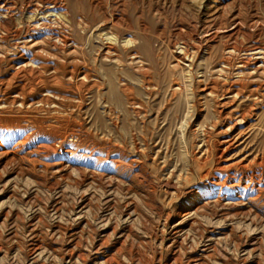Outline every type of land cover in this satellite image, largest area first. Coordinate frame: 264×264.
<instances>
[{"label": "rangeland", "instance_id": "374dc122", "mask_svg": "<svg viewBox=\"0 0 264 264\" xmlns=\"http://www.w3.org/2000/svg\"><path fill=\"white\" fill-rule=\"evenodd\" d=\"M236 23L264 44V0H0V264H264V52L221 69Z\"/></svg>", "mask_w": 264, "mask_h": 264}, {"label": "bare ground", "instance_id": "6f19581e", "mask_svg": "<svg viewBox=\"0 0 264 264\" xmlns=\"http://www.w3.org/2000/svg\"><path fill=\"white\" fill-rule=\"evenodd\" d=\"M6 3V2H5ZM47 4H49V3H47ZM4 8V7H3ZM215 9H214V12H215V14L217 13V11H220V10H222V9H220V10H217V7H214ZM222 8V7H221ZM3 10V9H2ZM7 12V11H6ZM209 12V11H208ZM206 15V14H205ZM216 18H218V17H222V14L221 13H219L218 15L216 14V16H215ZM214 18V17H213ZM231 20V19H230ZM238 20V19H237ZM218 22V21H217ZM233 22V21H232ZM232 22H230V23H232ZM236 22V21H235ZM239 23H241V22H239ZM221 22H219V25L217 26V27H221ZM222 27H225V25H223ZM244 27V26H243ZM16 30V29H15ZM224 31H226L225 32V37H226V40H224V42H222V44L217 48V49H219V50H221V52L225 55V57L223 58V59H221L220 60V62H219V64H220V66H221V69H223L224 67H230L231 65H232V60H231V58H230V56L231 55H233V54H236V53H240V52H243V53H245V54H257V53H263L264 52V44H261L258 40H252V41H250V42H248V43H246V44H244L242 41H241V39H239V35L241 36V37H244L245 36V34L244 33H242L241 31H240V26H239V24L238 23H236V24H234V26L233 27H231V28H229V30H224ZM210 32L208 31V34H209ZM207 34V33H206ZM205 34V35H206ZM214 35H215V33H214ZM210 36V35H209ZM213 36V35H212ZM28 37V36H27ZM56 37H57V35H56ZM216 37V36H215ZM254 37V36H253ZM32 38V37H31ZM20 39V38H19ZM28 39V38H27ZM259 39V38H258ZM19 41V40H18ZM17 41V42H18ZM27 41V40H26ZM208 41V40H207ZM19 43V42H18ZM17 43V44H18ZM22 43V42H21ZM28 43V42H27ZM106 44V43H105ZM207 44V43H206ZM18 46V45H17ZM210 46V45H209ZM35 47V46H34ZM207 47V46H206ZM23 48V47H22ZM25 48H26V46H25ZM24 48V49H25ZM103 49V48H102ZM109 49H111V48H109ZM180 49L182 50V54H184V52L186 51V47L183 45V46H181L180 47ZM20 50V49H19ZM106 50H108V49H105V52H106ZM112 51H114L113 49H111ZM24 51H26V50H24ZM23 51V52H24ZM115 52V51H114ZM21 53V52H20ZM32 53V52H31ZM134 53V52H133ZM132 54V53H131ZM138 54V53H137ZM178 54V53H177ZM32 55H33V53H32ZM134 55H135V53H134ZM186 55V54H185ZM258 55V54H257ZM261 55H264V54H261ZM19 56V55H18ZM254 56V55H253ZM259 56V55H258ZM20 57V56H19ZM22 57H23V55H22ZM25 57V56H24ZM133 57V56H132ZM136 57V56H135ZM177 57V56H176ZM14 58V57H13ZM30 58V57H29ZM33 58H34V55H33ZM138 58V57H137ZM141 58V57H140ZM25 59V58H24ZM26 59H28L27 57H26ZM186 59V58H185ZM188 59H191V57L189 56L188 57ZM262 59V58H261ZM178 60H180V57H178ZM29 61H31L30 59H29ZM45 61V60H44ZM186 61V60H185ZM10 62V61H9ZM14 62V61H13ZM35 62H36V60H35ZM54 62V61H53ZM140 62V61H139ZM187 62V61H186ZM11 63V62H10ZM34 63V62H33ZM52 63V62H51ZM57 63V62H56ZM141 63V62H140ZM245 63V62H244ZM262 64V63H261ZM14 65V64H13ZM16 65V64H15ZM38 65V64H37ZM48 65V64H47ZM53 65V64H52ZM235 65V64H234ZM256 65V64H255ZM259 65V64H258ZM43 66H46V65H43ZM60 66V65H59ZM58 66V67H59ZM223 66V67H222ZM260 66V65H259ZM50 67H51V65H50ZM185 67V66H184ZM187 67L189 68L190 67V63H187ZM247 67H249V66H247ZM11 68V67H10ZM40 68V67H39ZM42 68V67H41ZM51 68H53V66L51 67ZM61 68V67H60ZM78 68V67H77ZM252 68V67H251ZM263 68V67H262ZM54 69V68H53ZM65 69V68H64ZM74 70H76L75 68H73ZM231 69V68H230ZM85 70V69H84ZM236 70V69H235ZM54 71H56V69L54 70ZM79 71V70H78ZM81 71V70H80ZM185 72H187V71H185ZM188 72H189V70H188ZM239 72H240V70H239ZM77 73V72H76ZM83 73V72H82ZM249 73H250V71H249ZM235 74V73H234ZM239 74V73H238ZM242 74V73H241ZM27 75V74H26ZM239 78V77H238ZM254 78V77H253ZM34 80H35V78H34ZM21 81H22V79H21ZM145 82V81H144ZM190 83V82H189ZM188 84V83H187ZM208 84H210V83H208ZM230 84V83H229ZM47 86H49L48 84H46ZM228 85V84H227ZM189 86V85H188ZM207 86V85H206ZM231 86L232 85H230L229 86V88H227L228 89V91L229 92H232V91H235V94H240V92H241V89H230L231 88ZM245 86V85H244ZM44 87H46V86H44ZM190 87H191V85H190ZM241 87H243V85L241 86ZM251 87V86H250ZM187 88V87H186ZM19 89V88H18ZM192 89V88H191ZM226 89V88H225ZM43 90H44V88H43ZM43 90H40V91H43ZM188 90V89H187ZM205 90H208V92H210V93H213L214 92V90H213V87L211 86V87H208L207 89H205ZM223 90H224V88H223ZM248 90H250V89H248ZM248 90H246L247 92H248ZM256 90V89H255ZM50 91H53L54 92V90H50ZM225 91V90H224ZM245 91V92H246ZM11 92V91H10ZM36 92V91H35ZM48 92V91H47ZM202 92V91H201ZM226 92V91H225ZM188 93H189V91H188ZM207 93V92H206ZM258 93V92H257ZM190 94V93H189ZM227 94V93H226ZM243 94V93H242ZM256 94V93H255ZM3 95H5V94H3ZM2 95V96H3ZM40 94H38V96H39ZM222 96H224L223 94H222ZM239 96V95H238ZM247 96V95H246ZM6 97H7V95H6ZM31 97H33V96H31ZM35 97H36V95H35ZM7 98H9V97H7ZM54 98V97H53ZM219 98V97H218ZM18 99V98H17ZM54 100H56L55 98H54ZM53 100V101H54ZM189 100V99H188ZM219 100V99H218ZM224 100V99H223ZM231 100V99H230ZM57 101V100H56ZM222 101V100H221ZM217 101V104H218V106H219V108L216 110V115H232L233 116V114L235 113L234 112V110H225V107H227V102L226 101ZM235 101V100H234ZM1 102V101H0ZM4 102H5V100H4ZM15 103V102H14ZM35 103V102H34ZM233 103V102H232ZM25 104V103H24ZM46 104V103H45ZM55 104V103H54ZM231 104V103H230ZM233 105V104H232ZM227 109V108H226ZM238 111V110H237ZM238 115H243L242 113L241 114H238ZM245 115V114H244ZM54 118V117H53ZM224 119V118H223ZM243 119V117L242 116H240L238 119H237V122L238 121H241ZM59 120V119H58ZM57 120V121H58ZM225 120V119H224ZM36 121V120H35ZM66 122H67V120H65ZM40 122V121H39ZM50 122V121H49ZM48 122V123H49ZM59 122H61V121H59ZM214 122V121H213ZM35 123V122H34ZM47 123V124H48ZM57 123V122H56ZM63 123V122H62ZM222 124H223V122H221ZM44 124V123H43ZM67 124V123H66ZM65 124V125H66ZM31 125V124H30ZM53 125V123L51 124V126ZM55 125V124H54ZM236 125V119L234 120V122L233 123H230V124H227V126L225 127V129H224V131L223 132H225L226 130H232L233 128H234V126ZM47 126V125H46ZM45 126V127H46ZM50 126V125H49ZM61 126H64V125H61ZM71 126V125H70ZM213 126H217V123L216 124H213ZM16 127V126H15ZM23 127V126H22ZM25 127V126H24ZM58 127V126H57ZM195 127V126H194ZM17 128V127H16ZM26 128H27V126H26ZM36 128V127H35ZM52 128V127H51ZM55 128V127H54ZM53 128V129H54ZM71 128H72V126H71ZM78 128V127H77ZM218 128V127H217ZM221 128V127H220ZM63 129H65V128H63ZM62 129V130H63ZM32 130H33V128H32ZM51 130V129H50ZM57 130H58V128H57ZM77 130H79V129H77ZM216 130V129H215ZM41 131V130H40ZM45 131V130H44ZM47 131V130H46ZM52 131V130H51ZM50 131V132H51ZM55 130H53V132H54ZM61 131V130H60ZM81 131V130H80ZM33 132V131H32ZM35 132V131H34ZM72 132V131H71ZM16 133H17V131H16ZM23 133V132H22ZM25 133V132H24ZM39 133H42V132H39ZM57 133V132H56ZM73 133V132H72ZM82 133V132H81ZM80 133V134H81ZM84 133V132H83ZM71 134V133H70ZM69 134V135H70ZM77 134V133H76ZM57 135H60V134H58L57 133ZM62 135V134H61ZM72 135V134H71ZM70 135V136H71ZM78 135V134H77ZM54 136V135H53ZM74 136V135H73ZM76 136V135H75ZM29 137V136H28ZM27 137V138H28ZM45 137V136H44ZM56 137V136H55ZM59 137V136H58ZM80 137V136H79ZM83 137V136H82ZM21 138V137H20ZM33 138V137H32ZM31 138V139H32ZM64 138V137H63ZM68 138V137H67ZM81 138V137H80ZM18 139V138H17ZM22 139V138H21ZM26 139V138H25ZM76 139V138H75ZM1 140V139H0ZM52 140V139H51ZM55 140V139H54ZM53 140V141H54ZM62 140H64V139H62ZM80 140V139H79ZM16 141V140H15ZM29 141V140H28ZM59 141V140H58ZM83 141V140H82ZM94 141V140H93ZM21 142V141H20ZM233 142H235L234 141V139L229 135V134H227L226 136H224L222 139L220 138V140L218 141V144H219V156L221 157L222 155H224L225 154V152H227V150L229 149V148H231V146L232 145H234L233 144ZM34 143V142H33ZM55 143H56V141H55ZM61 143H62V141H61ZM69 143H71V141H70V139H69ZM21 144V143H20ZM36 144V143H35ZM57 144V143H56ZM68 144V143H67ZM97 144V143H96ZM11 145H13V144H11ZM54 145V144H53ZM99 145V144H98ZM19 146V145H18ZM36 146V145H35ZM71 146V145H70ZM76 146V145H75ZM75 146H73V147H75ZM100 146V145H99ZM135 146V145H134ZM15 147V146H14ZM23 147V146H22ZM31 147V146H30ZM58 147V146H57ZM94 147V146H93ZM98 147V146H97ZM6 147L3 145V143H0V150H2V149H5ZM27 148V147H26ZM25 148V149H26ZM55 148V147H54ZM12 149V148H11ZM74 149V148H73ZM95 149V148H94ZM136 149V148H135ZM140 149V148H139ZM216 149V148H215ZM42 150V149H41ZM45 150V149H44ZM59 150V149H58ZM104 150V149H103ZM194 150V149H193ZM217 150V149H216ZM69 151H70V149H69ZM71 151H72V149H71ZM70 151V152H71ZM90 151V150H89ZM101 151V150H100ZM105 151V150H104ZM120 151V150H119ZM23 152H25V151H23ZM51 152H53V151H51ZM75 152V151H74ZM121 152V151H120ZM22 153V152H21ZM29 153V152H28ZM36 153H37V151H36ZM47 153H49L48 152V150H47ZM85 153V152H84ZM92 153V152H91ZM104 153V152H103ZM107 153H109V152H107ZM110 153H111V151H110ZM123 153V152H122ZM217 153V152H216ZM22 154H24V153H22ZM51 154V153H50ZM63 154V153H62ZM83 153H81V155H82ZM99 154V153H98ZM37 155H39V154H37ZM74 155V154H73ZM94 155V154H93ZM119 155V154H118ZM121 155V154H120ZM119 155V157H121ZM146 155V154H145ZM3 156H5V159L6 160H8V161H11V160H13V159H17V158H20V157H22L21 156V154L19 153V150H10V151H8V152H6L5 153V155H3ZM36 156V155H35ZM41 156V155H40ZM45 156V155H44ZM47 156V155H46ZM79 156V155H78ZM86 156V155H85ZM92 156V155H91ZM43 157V156H42ZM71 157V156H70ZM97 157V156H96ZM133 157V156H132ZM38 158V157H37ZM66 158V157H65ZM73 158V157H72ZM89 158V157H88ZM98 158V157H97ZM131 158V157H130ZM3 159H4V157H3ZM78 159V158H77ZM124 159H125V156H124ZM22 161H24L23 159H21ZM28 160V159H27ZM54 160H56V159H54ZM26 161V160H25ZM87 161V160H86ZM96 161V160H95ZM130 160H128L127 162H129ZM62 162V161H61ZM80 162V161H79ZM78 162V163H79ZM97 162V161H96ZM113 162V161H112ZM3 163V162H2ZM24 163V162H23ZM32 163V162H31ZM60 163V162H59ZM65 163V162H64ZM63 163V164H64ZM70 163V162H69ZM103 163V162H102ZM110 163V162H109ZM119 163V162H118ZM37 164V163H36ZM58 164V163H57ZM62 164V165H63ZM86 164V163H85ZM114 164V163H113ZM122 164V163H121ZM230 164V163H229ZM34 164H32V166H33ZM51 165V164H50ZM61 165V164H60ZM93 165V164H92ZM116 165V164H115ZM220 165V164H219ZM239 165V164H238ZM37 166V165H36ZM80 166V165H79ZM100 166V165H99ZM105 166V165H104ZM113 166V165H112ZM111 166V167H112ZM125 166V165H124ZM231 166H233V163H232V165ZM241 166V165H240ZM50 167L52 168V165L51 166H49V169H50ZM98 167V166H97ZM139 167V166H138ZM217 167V166H216ZM215 167V168H216ZM219 167V166H218ZM236 167V166H235ZM125 168V167H124ZM140 168V167H139ZM220 168H225L226 169V167L225 166H221ZM228 168V167H227ZM242 168V167H241ZM59 169V168H58ZM136 169V168H135ZM141 169V168H140ZM217 169V168H216ZM46 170V169H45ZM48 170V169H47ZM120 170V169H119ZM237 170V169H236ZM141 171V170H140ZM218 171H220V169L218 170ZM239 171V170H238ZM261 171V170H260ZM80 172V175L81 176H83V177H85L86 175H87V173L85 172V171H83V170H80L79 171ZM223 172V171H222ZM244 172V171H243ZM108 173V172H107ZM111 173V172H110ZM232 173V172H231ZM91 174V173H90ZM92 174H93V172H92ZM95 174V173H94ZM136 174V173H135ZM138 174V173H137ZM136 174V175H137ZM140 174V173H139ZM138 174V175H139ZM145 174V173H144ZM213 174V173H212ZM252 174H254L253 172H252ZM262 174V173H261ZM104 175V174H103ZM206 174H204V176H205ZM213 175H215V174H213ZM231 175V174H230ZM233 175V174H232ZM246 175V174H245ZM251 175V174H250ZM94 176V175H93ZM142 176V175H141ZM148 176V175H147ZM147 176H142V181H144L145 183H148L150 186H152V183H151V179H149ZM261 176V175H260ZM263 176V175H262ZM140 177V176H139ZM235 177V176H234ZM247 177V176H246ZM101 178V177H100ZM248 178H250V177H248ZM261 178V177H260ZM85 179V178H84ZM97 179V178H96ZM99 179V178H98ZM105 179V178H104ZM138 179V178H137ZM221 179V178H220ZM227 179V178H226ZM240 179V178H239ZM252 179V178H251ZM21 180V179H20ZM225 180V179H224ZM261 180V179H260ZM98 181V180H97ZM139 181V180H138ZM166 181H168V180H166ZM165 181V182H166ZM216 181V180H215ZM239 181V180H238ZM248 181L250 182V180L248 179ZM247 181V182H248ZM141 181H139V183H140ZM163 182V181H162ZM170 183V182H169ZM229 183V182H228ZM256 183V182H255ZM259 183V182H258ZM141 184V183H140ZM227 184V183H226ZM225 184V185H226ZM239 184V183H238ZM162 185V184H161ZM165 185V184H164ZM229 185V184H228ZM262 185L264 186V180H263V183H262ZM261 185V186H262ZM146 186V185H145ZM169 186H170V184H169ZM252 186V185H251ZM73 187V186H72ZM155 187V186H154ZM159 187H161V186H159ZM164 187V186H163ZM208 187V186H207ZM216 187V186H215ZM231 187V186H230ZM148 188V187H147ZM146 188V189H147ZM172 188H174L173 187V185H172ZM184 188V187H183ZM217 188H218V186H217ZM155 189V188H154ZM178 189H179V187H178ZM222 186H220L219 187V190L220 191H222ZM170 190V189H169ZM169 190H167V191H169ZM174 190V189H173ZM172 190V191H173ZM187 190V189H186ZM194 190V187L192 186L191 188H189V191H193ZM219 190H217L216 192H218ZM258 190V189H257ZM147 191V190H146ZM166 191V190H165ZM175 191H176V189H175ZM180 191V190H179ZM183 191V190H182ZM225 191V190H224ZM234 191H238V188L237 189H234ZM253 191V190H252ZM148 192V191H147ZM187 192V191H186ZM197 192V191H196ZM156 193V192H155ZM185 193V192H184ZM200 193V192H199ZM258 193V192H257ZM157 194V193H156ZM186 194V193H185ZM181 195V194H180ZM239 195V194H238ZM249 195H251V194H249ZM256 195V194H255ZM150 196V195H149ZM154 196V195H153ZM189 196V195H188ZM191 196V195H190ZM197 196V195H196ZM233 196H234V194H233ZM254 196V195H253ZM157 197V196H156ZM155 197V198H156ZM172 197V196H171ZM218 197V196H217ZM221 197H222V195H221ZM249 196H247V198H248ZM255 197H257V196H255ZM251 198V197H250ZM157 199V198H156ZM155 199V200H156ZM201 199H203V198H201ZM221 199V198H220ZM227 198H225V200H226ZM239 199V198H238ZM246 199V198H245ZM252 199V198H251ZM253 199H254V197H253ZM152 201H153V199H151ZM210 200V199H209ZM229 200H231V199H229ZM224 201V200H223ZM253 202H255L254 200H252ZM155 202V201H154ZM159 203H161V202H159ZM249 203V202H248ZM255 203H257V202H255ZM255 203H254V205H255ZM190 204V203H189ZM197 204V203H196ZM195 204V205H196ZM239 204V203H238ZM247 204V203H246ZM264 204V203H263ZM156 205V204H155ZM194 204H193V207L195 206ZM240 205V204H239ZM238 205V206H239ZM242 205V204H241ZM159 206H161V205H159ZM158 206V207H159ZM233 207V206H232ZM240 207V206H239ZM157 208V207H156ZM163 208V207H162ZM188 208V207H187ZM191 208V207H190ZM225 208V207H224ZM238 208V207H237ZM184 209V208H183ZM159 210V209H158ZM183 211V210H182ZM189 211V210H188ZM159 212H161V211H159ZM179 212V211H178ZM186 213V212H185ZM184 216V215H183ZM184 218V217H183ZM185 220V219H184ZM187 220V219H186ZM181 221V220H180ZM179 220H178V222H180ZM177 222V223H178ZM187 223V222H186ZM175 226V225H174ZM186 226V225H185ZM182 227V226H181ZM175 229V228H174ZM211 236V235H210ZM210 239V238H209ZM38 249V248H37ZM76 250V249H75ZM28 252V251H27ZM35 252V251H34ZM102 252V251H101ZM72 253V252H71ZM71 253L69 254V257L71 256L72 257V255H71ZM73 254V253H72ZM105 254V253H104ZM60 255V254H59ZM97 255V254H96ZM95 255V256H96ZM101 255V254H100ZM113 255V254H112ZM75 256V255H74ZM61 257V256H60ZM62 257H64V256H62ZM67 257V256H66ZM114 257V256H113ZM115 257H117V256H115ZM99 258V257H98ZM197 258H199V257H197ZM201 258V257H200ZM61 259V258H60ZM75 259H76V257H75ZM78 259V258H77ZM107 260H108V257H107ZM118 260V259H117ZM150 260V259H149ZM95 261H97V260H95ZM112 261V260H111ZM114 261V260H113ZM191 261V260H190ZM107 262V261H106ZM92 263H93V260H92ZM110 263H112V262H110ZM109 263V264H110ZM115 263V262H114ZM154 263V262H153ZM157 263V262H156ZM158 263H159V261H158ZM162 263V262H161Z\"/></svg>", "mask_w": 264, "mask_h": 264}]
</instances>
